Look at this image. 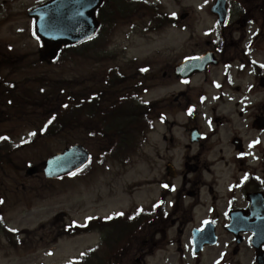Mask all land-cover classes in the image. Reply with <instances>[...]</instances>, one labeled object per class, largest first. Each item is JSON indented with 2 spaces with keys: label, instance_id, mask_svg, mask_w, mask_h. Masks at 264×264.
<instances>
[{
  "label": "rangeland",
  "instance_id": "rangeland-1",
  "mask_svg": "<svg viewBox=\"0 0 264 264\" xmlns=\"http://www.w3.org/2000/svg\"><path fill=\"white\" fill-rule=\"evenodd\" d=\"M152 1L156 2V5L150 6L152 9L151 14H148L150 11L147 12V10L141 13L143 28L146 25L143 23L144 20L148 21L150 16L154 17L159 6L165 12L177 13L178 24L173 26L170 22L163 23L160 28L157 26L158 29L148 33L143 31L142 27H136L135 31L118 27L112 40L119 45L122 44V46H118V49L114 51L116 56H110L111 60L107 63H127L130 60H135L136 63L141 65L151 63V70H157L159 65L174 64V61H178L183 56L195 54V52L209 48L207 43L214 40L221 32L220 28L213 27L216 19L209 12V7L214 0ZM228 1L233 9L232 12L235 9L239 10L242 7H247L254 13V18L261 15L262 12L259 11V8L264 7V0ZM181 14H184L183 18H180ZM260 25H262L260 19L247 27L233 24L223 31V36H226L224 38L225 42H229L231 40L229 36H232L231 38L235 39L236 42L234 40L230 42L236 45L239 44L241 42L239 31H242L241 34L246 35V40L249 38L248 31L252 32L256 29L258 32H264V26L259 27ZM150 26H154V24H150ZM123 32H125L124 35L129 32L128 37L123 36L121 34ZM26 33H20V36L23 38ZM8 38L16 39L7 26L0 27L1 41ZM258 42L260 43L258 48L263 50L258 51L256 57L264 63V42L260 39ZM229 49L231 52L235 51V47ZM226 52L225 57L233 54ZM14 54L20 55L19 52ZM114 57L115 61L112 59ZM77 65L80 70L73 64H64V66L57 67L50 62L33 68H29V65L26 64V68L22 67V70L17 71L16 82L19 85L14 94L19 100L18 104L21 105L23 102V95H35L37 93V89L30 81L32 78L42 75L46 77L54 76L55 78L47 77L49 81L45 84L48 87L46 94L48 95L51 92L52 95L46 98V102L43 98L39 99L41 106H44L45 103L46 105L37 109L34 114L35 118L39 119L47 112H50L51 115L57 112L61 107L59 98H64L65 93L59 95L56 88H52L54 83H58V85L63 83L67 89L66 81H71L73 77L79 81V77L83 78L85 72H89V70L92 72V74L90 72L92 76L90 80L93 81L99 80V76L104 73L101 63L95 65L94 68L93 65H85L82 62H78ZM211 73L212 77L220 78L221 69L217 67ZM201 80L202 77L197 76L193 79L192 84H201ZM25 81L30 83L27 82L28 85L21 84ZM171 83L170 80L154 83L142 99L152 101L159 99L163 104L164 98H168L172 93L183 88L179 83ZM29 86L30 89H28ZM69 87L72 90L75 89L70 84ZM255 94L257 107L264 105V89L257 87ZM185 103L187 101L182 102L180 105L168 103L165 114L169 122L167 124L156 123L159 126L156 125L157 128L149 133L142 148L138 147L136 149L132 160L130 158L131 164L126 167H122L117 162H112L113 160H109L106 164L100 166L95 161L92 173H88L81 178L76 176L63 178L59 181H47L41 172H37L33 176H26L24 170L20 171L16 167L15 171H10L12 169L10 168L8 170L10 176L8 175L3 184V188L8 190L5 195V205H3L4 220L9 228L21 232L20 237H23L25 242L15 248L0 234V264H62L79 256L87 248L99 244L100 236L96 232L69 238L70 236L60 234L62 228H59V226L72 221L83 222L87 217H104L108 213L117 210L127 212L132 210L134 206L149 207L159 195L160 189L157 180L160 176H164L163 165L165 160L172 161L179 173L186 171L182 167L184 161L182 146L189 143L187 129L184 124V121H189L187 114L184 112L187 105ZM220 106H222L221 103L217 106V113L225 110L224 107ZM230 107L232 108V106ZM257 111L261 110L258 108ZM24 112L25 109L23 108ZM27 113L26 116L22 115V119L29 117L30 112H25V114ZM6 115L7 113L5 112L4 115L0 107V132L12 134L16 142H24L32 137L30 133L34 131L30 132L29 128H23L17 120L5 117ZM248 115L247 113L242 117L239 116V120ZM232 118L238 120L235 115ZM197 122L201 123L199 119H197ZM32 126H35V123L30 124L29 127ZM163 136H165V139ZM212 139L213 137L207 143H214ZM66 144L67 139L64 138L51 140L39 138L36 143V147L39 145L37 150L26 147L27 150L24 153L30 154L32 164L40 170L44 159L61 151L67 146ZM193 151H190V153ZM259 154H261V151H259ZM189 175L191 174L187 173V176ZM180 179V177L177 179L179 183ZM188 201V199H185L183 204ZM202 214L199 213L194 216V224L198 223L197 220L203 216ZM185 217L186 219L189 218L188 216ZM190 225L191 222L187 221L186 224H177L176 227H179V229H176L175 226H166L165 228H168L164 230L165 233L155 235L156 246L144 258L145 264H252L253 250L249 245V241H243L239 245L238 252L233 254L232 250L235 248V242L232 235L223 230L217 231L218 241L214 246L206 247L201 254L194 256L189 239ZM57 233L60 234L59 238H55ZM133 252L130 254L129 250V257L133 255ZM134 257L138 259L140 256L133 255Z\"/></svg>",
  "mask_w": 264,
  "mask_h": 264
},
{
  "label": "flooded vegetation",
  "instance_id": "flooded-vegetation-1",
  "mask_svg": "<svg viewBox=\"0 0 264 264\" xmlns=\"http://www.w3.org/2000/svg\"><path fill=\"white\" fill-rule=\"evenodd\" d=\"M48 1L50 0H0V27L7 26L16 37L3 39V42L0 39V79L6 80V83L16 79L15 74L22 67L26 68V64L33 68L50 63L45 55L46 46L33 35L34 17L31 15L32 9ZM127 1L131 3L134 0ZM260 12L259 17H264V7H260ZM236 16L245 27L250 20L255 19L252 10L247 7L236 10ZM22 31L27 32L23 38L20 36ZM239 35V44L230 42L235 41L232 36H229L231 40L227 47L223 44L224 54L221 53L220 64L210 66L201 74L195 73L187 80L191 82L195 77L201 76V84L188 86L171 94V103L180 105L187 101V105L195 104L197 111L193 113L194 116L211 121L208 128L201 130V136L196 142L185 144L182 148V167L191 175L188 177L186 171L179 173L182 187L177 191L174 212L180 208H184L183 212H188L187 209L191 211L199 206L204 219L213 223L218 219L223 226L232 216V225L237 230L251 231L259 228V222L264 225V129H259L255 123L259 116H264V106L261 111H257L259 107L255 96L256 88L264 89V84L258 80L257 60L251 56L258 52V48L253 49V45L257 46L259 39L264 40V32L254 33L250 46L245 48L242 45L246 41V35ZM234 47L235 51L231 52L229 48ZM226 51L233 54L225 57ZM17 52L20 55L14 54ZM217 67L221 69L218 78L220 86L216 90L217 95H209L206 88L216 81V77H212L210 73ZM161 71L162 77L172 83L181 81L172 67L168 73L164 68ZM212 90L215 92L213 87ZM220 103V107L225 110L217 113ZM247 113L248 116L239 120V116ZM234 115L238 120L232 118ZM190 126L196 125L190 121ZM211 137L214 143L208 144ZM167 163L168 160L164 162V166ZM183 192L190 197L185 205L187 209L182 203ZM175 222L178 219L169 221L172 224Z\"/></svg>",
  "mask_w": 264,
  "mask_h": 264
},
{
  "label": "trees",
  "instance_id": "trees-1",
  "mask_svg": "<svg viewBox=\"0 0 264 264\" xmlns=\"http://www.w3.org/2000/svg\"><path fill=\"white\" fill-rule=\"evenodd\" d=\"M93 43L92 41H86L82 43L79 47L81 53V62L85 65H93L97 61H104L107 57L97 58L92 53ZM67 58L74 57V50L71 52L66 50ZM133 63V62H131ZM114 71V69H109L108 73ZM89 72H85L84 77L81 78V90L80 93H76L69 87H75L74 79L71 81H66L67 89L61 85L54 83L53 89L56 88L57 93L63 94L64 98H59L61 107L57 112L53 113L40 120L37 119H27V117L22 119V115L25 112H30L29 118L32 116L37 109L42 108L39 99L43 98L46 102V98L52 95L51 92L47 95V91L43 95H28L25 96V101L18 104V98L14 94V89L11 87H0V107L5 117H11L17 120L23 127L28 126L30 123H38L44 129L43 137H54L55 135L64 136L67 139L79 140L85 146L89 148H98L99 152L104 153L103 158H115L119 157L123 152H132L133 146L138 135L144 136V131L152 126V111H154V105H145L143 110L137 112V109L133 105H119L117 108L116 104H111L110 102H115L117 95L113 94L110 99L103 100V98H98L95 100L93 97V86L92 77ZM107 73V71H106ZM86 76V77H85ZM130 82H132L130 80ZM138 82V81H137ZM106 84L102 83L101 90L105 91ZM145 88L147 84H145ZM66 90V91H65ZM79 96V97H78ZM58 99V98H56ZM11 101V103L9 102ZM67 105V107H65ZM109 106V107H106ZM23 108L25 112L23 113ZM55 116V120L51 124H48L49 119ZM100 127V137L96 138L95 133H93L92 128L96 124ZM81 130V131H79ZM80 133V135H79ZM138 133V134H136ZM1 136L8 137L6 140H0V196L1 193H5L7 189L3 188L5 179L8 175L10 176V168L15 165L17 168H25L28 163V157L19 155L17 159V154L22 150L19 145H11L12 140L11 135L2 134ZM108 148H104V145H108ZM101 146V147H100ZM124 149H119L120 147ZM119 149V150H117ZM18 162V163H17ZM14 169V168H12ZM10 180V179H9ZM8 180V181H9ZM4 196L2 195L0 200L4 202ZM3 203H0V233L7 238V240L17 247V241L15 240V234L13 231L9 230L5 223L2 221ZM134 217V218H130ZM153 220V217L139 214L122 215V217L115 218L113 220L104 221H88L84 225L72 224L68 227H61L62 231L60 234H79L82 232H88L92 230H99L102 235L101 246L94 249L87 250L81 259L75 260L74 264H130L129 262L122 261V257H125L129 250H131L135 245L136 241L142 238H147L145 236V231L150 233V236L158 228L156 222L149 223ZM142 228H145L141 233ZM64 230V231H63ZM141 241V240H140ZM139 242V241H138ZM126 258V257H125ZM72 264V263H71Z\"/></svg>",
  "mask_w": 264,
  "mask_h": 264
},
{
  "label": "water",
  "instance_id": "water-1",
  "mask_svg": "<svg viewBox=\"0 0 264 264\" xmlns=\"http://www.w3.org/2000/svg\"><path fill=\"white\" fill-rule=\"evenodd\" d=\"M66 4L62 17L52 18L51 15L44 13L41 7L37 9L38 12H33L36 18V33L49 46V57H53L56 50L62 44H73L78 41L84 40L91 37L97 29V21L95 20V10L99 6L101 0H62ZM61 3V1H60ZM50 11L53 9L63 8L58 6V1H52L47 4ZM218 17L219 21H222L225 17L223 9V0L216 1L214 8H212ZM83 13L80 15L79 13ZM61 13V12H60ZM61 16V14H60ZM44 27L45 30H41ZM206 62V56L200 58L189 59L182 65L177 67V71L182 73L184 70H195L199 69V65H204ZM178 72V73H179ZM88 159L87 152L81 148V146H73L72 148L66 149L63 154L50 157L46 162L44 169L47 177H58L63 174L70 173L71 171L81 167ZM34 168L27 170V173H33ZM198 235L194 236L195 240V251H199L202 245L205 243L212 244L215 242V236L212 230H201L196 232ZM258 240L253 241V246L256 250L264 243V233H258ZM263 253L257 252V260L263 264L264 255Z\"/></svg>",
  "mask_w": 264,
  "mask_h": 264
},
{
  "label": "snow or ice",
  "instance_id": "snow-or-ice-1",
  "mask_svg": "<svg viewBox=\"0 0 264 264\" xmlns=\"http://www.w3.org/2000/svg\"><path fill=\"white\" fill-rule=\"evenodd\" d=\"M79 14H80V15H83L82 12L79 13ZM176 15H177V13H175V12L172 13V16L175 17ZM41 30L43 31V30H45V28L42 27ZM33 35L36 36L37 40L40 39V37H39L38 35H36V31H35V29L33 30ZM9 47H11V46H9ZM261 67H264V65H261ZM143 71H147V69H143ZM218 86H219V85H218ZM9 102L11 103V101H9ZM145 103H147V102H145ZM65 107H67V105H65ZM188 111H189V114H192L193 109H192V108H189ZM55 118H56V117L53 115V116L51 117V119H49L48 124H51V123L53 122V120H55ZM209 123H211V121H209ZM30 135L35 136L36 133H35V132H32V133H30ZM6 139H8V137L0 136V140H6ZM22 142H23V141H22ZM254 143H255V142H254ZM240 155H244V153H240ZM73 174H74V173H73ZM245 179H247V177H245ZM163 187L168 188L169 185H168V184H165V185H163ZM171 187H172V190H175V186H174V185H172ZM0 203H3V201L0 200ZM162 203H163V201H160L158 204L153 205V207H158L159 204H162ZM140 211H143V209H140ZM165 214H167V213H165ZM114 215L122 216V215H124V213H123V212H120V213H115ZM112 218H113L112 216L105 217V219H112ZM130 218H134V217H130ZM87 219L91 220L92 217H88ZM205 223H207V221H206ZM12 231H17V229H12Z\"/></svg>",
  "mask_w": 264,
  "mask_h": 264
}]
</instances>
